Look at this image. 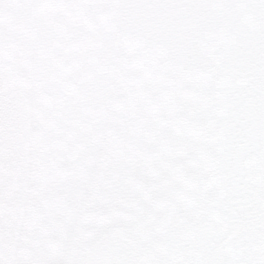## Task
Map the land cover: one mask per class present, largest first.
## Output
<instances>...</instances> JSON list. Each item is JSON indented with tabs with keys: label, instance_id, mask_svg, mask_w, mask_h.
<instances>
[{
	"label": "snow or ice",
	"instance_id": "1",
	"mask_svg": "<svg viewBox=\"0 0 264 264\" xmlns=\"http://www.w3.org/2000/svg\"><path fill=\"white\" fill-rule=\"evenodd\" d=\"M0 264H264V0H0Z\"/></svg>",
	"mask_w": 264,
	"mask_h": 264
}]
</instances>
